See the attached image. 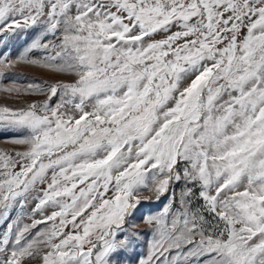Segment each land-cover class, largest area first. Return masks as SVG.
<instances>
[{"label":"snow or ice","instance_id":"snow-or-ice-1","mask_svg":"<svg viewBox=\"0 0 264 264\" xmlns=\"http://www.w3.org/2000/svg\"><path fill=\"white\" fill-rule=\"evenodd\" d=\"M0 45V264H264V0H0Z\"/></svg>","mask_w":264,"mask_h":264},{"label":"rangeland","instance_id":"rangeland-1","mask_svg":"<svg viewBox=\"0 0 264 264\" xmlns=\"http://www.w3.org/2000/svg\"><path fill=\"white\" fill-rule=\"evenodd\" d=\"M31 40V35L27 37V39L21 35L20 37L15 38L10 42V47L12 50L13 56L18 55L20 51L23 50V48L26 46L28 42ZM0 49H2V45H0ZM14 71L21 73V76L14 77V79H18L22 82H27L30 78H38V79H48L50 76V73L46 72L42 69H37L33 66L28 65H20L17 69ZM3 83L7 84L8 81L4 80ZM6 97L3 94H0V101H3ZM7 147L9 150H11V145L7 144L6 141L3 139H0V149H3ZM167 202V198L164 197L160 201L152 203V202H146L139 206V213H137L135 218V223L137 224L138 228L141 231H147V225L144 224L140 219L142 216L147 215L149 213L157 212L159 209L163 206L164 203ZM34 205H29L28 211H31V207ZM17 216L16 212H13L12 218L15 219ZM37 219L40 217L37 216ZM31 222V221H26ZM43 227V225H41ZM7 228V224L0 220V233L4 232ZM148 239V236L145 235L144 237H141V241L135 246V250L132 251L131 249L127 253V256L130 257L132 260H135L136 257H138L143 251H145L146 247V241Z\"/></svg>","mask_w":264,"mask_h":264}]
</instances>
